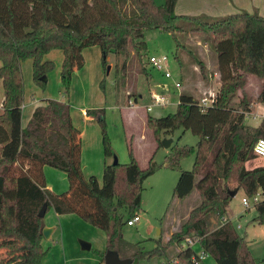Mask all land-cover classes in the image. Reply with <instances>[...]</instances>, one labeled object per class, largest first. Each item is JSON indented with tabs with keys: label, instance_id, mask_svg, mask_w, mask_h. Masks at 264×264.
<instances>
[{
	"label": "trees",
	"instance_id": "trees-1",
	"mask_svg": "<svg viewBox=\"0 0 264 264\" xmlns=\"http://www.w3.org/2000/svg\"><path fill=\"white\" fill-rule=\"evenodd\" d=\"M177 0H0V79L4 99L0 110V240L22 238L32 264H42L45 254L44 217L38 215L43 204L56 214H76L90 225L103 230L107 249H115L127 221L140 209L143 182L159 167L149 158L147 167L138 165L133 139L127 141L129 162L112 164L113 150L105 130L103 109L88 110L98 117L102 129L104 166L101 182L86 178L81 167L80 131L74 126L68 102L47 99L34 108L29 122L22 126L23 81L21 62L32 59L33 78L41 86L52 68L44 56L53 49L63 52L61 78L68 91L71 75L84 65L83 50L98 46L103 65L109 54L123 55L117 73H127L128 60L136 59V74L149 78L150 66L145 34L149 31L171 35L173 56L183 65L177 33L183 23L209 35L216 54L220 86L212 105L202 109L192 95L180 93L175 112L162 117L146 115L157 148L163 136L175 130H190L198 137L195 147L173 149L166 157L167 167H178L182 158L193 155L191 170H181L173 197L184 199L194 190L201 196L179 228L166 242L156 239L153 249H137L128 257L132 264L165 255L173 244L184 242L175 258L167 264H206L190 247L189 238L198 243L204 257L215 264H258L248 244L235 230L228 213L232 198L230 184L247 196L264 192V158L252 159L251 150L264 138V114L257 126L246 123L252 103L264 104V15L247 11L210 18L204 15H179ZM189 55L191 54L190 52ZM204 69V63L190 56ZM151 67V66H150ZM152 68V67H151ZM261 80L257 96L251 99L245 89L248 77ZM241 91L236 104L233 98ZM138 94L135 102L139 98ZM65 172L68 188L54 193L46 187L43 167ZM122 209L128 213L125 218ZM255 220L264 224V200L255 205ZM217 225L211 226V218ZM102 253L101 263L104 264ZM127 257V258H128Z\"/></svg>",
	"mask_w": 264,
	"mask_h": 264
},
{
	"label": "rangeland",
	"instance_id": "rangeland-1",
	"mask_svg": "<svg viewBox=\"0 0 264 264\" xmlns=\"http://www.w3.org/2000/svg\"><path fill=\"white\" fill-rule=\"evenodd\" d=\"M154 1L157 5L164 3V0ZM181 1L183 8H177L176 12L179 15L194 14L216 18L242 11L264 15V0H214L216 7L220 9V13L212 11L213 9L208 2H205L204 7H200V4H196L191 0ZM198 8L199 11L197 13H189V10L194 11ZM183 25L184 31L177 33V36L186 47L185 52L182 49L179 51L181 58L183 57L184 68H179V64L173 56L175 45L170 34L159 31H149L145 34L147 54L167 55L169 58V69L174 79L178 78V72H180L182 76L181 84L179 83L180 89L175 88L172 80L164 76L163 66L156 69L145 63L149 78L147 79L141 74L137 75L135 68L136 59L134 58L128 60L129 71L127 73H117V70L122 65L123 55L109 54L106 58V66H104L102 62L104 55L98 46H90L83 50L84 65L72 73L68 91H65L61 78L62 50L53 49L46 54V58L52 62L53 66L45 76L44 86L37 84L33 78L32 59L23 60L21 62V74L23 81L22 114L25 119L24 126L28 124L30 119H26L28 113L30 112L31 117L33 108L43 104L45 100L53 99L68 102L72 123L80 129L82 134V148L84 147L82 165L88 172H91L89 173L90 175L96 176L97 179L99 178L98 181L101 182L104 166L102 127L98 117L90 115L92 119L85 120L86 111L103 109L102 117L113 155L118 157L120 164H126L130 160L122 126V115L126 111L123 110L121 105H129V101H132L134 113L136 111L146 112L150 116L158 118L175 112L181 92L192 93L197 102H200L204 96L209 94L208 91L199 90L202 85L207 87L204 85L207 82L203 80V76L207 74V71H213L217 67L215 52L211 42L208 40L209 35L203 31L194 30L197 26L193 23H183ZM187 52L191 54L189 55ZM190 56L202 59L206 68L204 67L203 71H200L194 65L193 60L188 58ZM194 67L197 70H194ZM251 78L259 82L254 76H249L248 79ZM254 79L248 80L245 85V89L251 99L256 97V90L259 87V83ZM197 84L201 86L199 87ZM162 85L166 88L164 92L161 89ZM3 93V86L0 80V99ZM152 93H165L170 103L164 107L152 106L151 110L147 112V106L152 103L150 99ZM138 94L141 97L135 102ZM241 94L240 90L236 92L232 100L233 104L239 101ZM255 107L253 106L254 110ZM259 107L262 106L259 105ZM254 121L252 114L246 115L247 124H255L256 122ZM129 129L130 138L133 139V144L135 145L134 151L139 167L145 169L152 155L153 161L159 167L142 184L141 205L137 211L140 221L133 226L125 224L122 229V236L115 239V250L121 258H127L137 249L143 251L153 249L156 246V239L161 238L163 242H166L169 231L183 223L190 211L201 202V196L197 190H194L184 199L173 197V189L180 171L192 169L194 156L188 155L182 158L178 167L166 166V157L173 149L195 147L198 137L190 130L180 128L175 130L172 135L162 137V139L164 137L172 139L170 147L165 148L160 145L157 148L152 131L146 126L145 116H135L133 125H130ZM141 131L143 134L145 133V136L142 137V141L138 142V148H136L134 132L140 133ZM95 135L100 144L99 150H95L93 146ZM113 155L110 161H112ZM51 169L54 170V174L50 177L49 183L53 184L59 192L53 191V189L51 191L58 194L66 191L68 180L65 172L53 167ZM44 178L46 183L45 174ZM63 182L66 184L65 189H62L64 188L62 187ZM236 187L235 184H230V189H234V195L229 202L228 213L231 216L235 230L247 242L252 257L258 264H264V224H260L255 220L256 212L254 207L249 209L243 207L241 199L246 194H244L243 190ZM119 212L123 213L125 218L128 217V213L124 210L120 209ZM54 219L57 229L62 228L57 217ZM79 219L82 218H77L75 222H79ZM82 221L84 220L82 219ZM75 222L67 221L65 223V250L61 247L63 242L59 236V238L53 237L45 247L42 246L45 252L42 264H101V254L106 252L108 245L106 233L99 228L94 227L96 229L91 230L93 228H87ZM237 224H240V229L236 228ZM216 225L217 220L212 217L211 226L214 227ZM67 236L68 238L66 239ZM81 242L89 243L91 245L90 249H82ZM55 246H58V248L55 249ZM182 247H185L184 242L181 243V246L173 243L165 255L153 257L149 260H140L138 264H167L175 258ZM194 249H198V246ZM79 256H83V258ZM206 258L209 264H214L210 256Z\"/></svg>",
	"mask_w": 264,
	"mask_h": 264
},
{
	"label": "crops",
	"instance_id": "crops-1",
	"mask_svg": "<svg viewBox=\"0 0 264 264\" xmlns=\"http://www.w3.org/2000/svg\"><path fill=\"white\" fill-rule=\"evenodd\" d=\"M191 1L196 3V4H200L201 5L200 7H204L205 6V2H208V3H210L209 5H211V7L213 9L212 11H214L215 13H220L219 12L220 9H219V7H216L217 5L215 4L214 0H191ZM181 2H182L181 0H177L176 6H175V12H177V8H179V9L181 7L183 8V6L181 5ZM189 11H190L189 13H197V11H199V8L194 10V11H192V10H189ZM191 15H194V14H191ZM215 57H216V54H215ZM44 60H48L46 58V55L44 56ZM200 60L202 61V59H200ZM182 62H183V60H182ZM216 63H217V59H216ZM194 65L196 67H198L195 63H194ZM183 66H184V62H183V65L181 67L179 66V68H184ZM185 67H186V65H185ZM204 67H205V64H204ZM194 70H197V69L195 68ZM181 77L182 76H181L180 72H178V78L176 79L177 89H180L179 83L181 84V80H182ZM219 79H220V74H219L218 69L216 67L213 71H207V74L205 76H203V80L207 82V84H204V83L203 84L205 86H207V87H204L203 85H202V87H200L201 85H198V84H197V86L200 87V89H199L200 91L203 90L204 92L208 91L209 93H215V92H217V90H218V88L220 86ZM252 79H254V78H251V79H248V80H252ZM254 80H256V79H254ZM258 80H259V82L257 80L256 81L259 83V87H260L261 80L260 79H258ZM162 87H163V85H162ZM162 87H161V89H162ZM259 87L256 90V96H257V92L259 90ZM162 92H164V89H162ZM186 93L192 95L193 98H194V95L192 93H189V92H186ZM139 97H141V95H139ZM3 99H4V93H3V96L0 99V101H1L0 102V109H1V106H2ZM150 99H151V95H150ZM137 101H138V99H137ZM44 103H45V101H44ZM43 104H41V105H43ZM259 105L262 106V107H259ZM37 106H39V105H37ZM37 106H35V107H37ZM121 106H122L123 110L126 111V113L124 115H122V126H123V130H124V138H125V141L127 143L128 139L131 136L129 128H130V125H133V121L135 120V116L136 117L137 116H145L146 117L147 113L146 112H141V111H136L134 113V111L132 110L133 109V105H130V104L129 105H121ZM253 106H256L255 110L253 109ZM258 108H260V109L258 110ZM263 108H264V104H262V103H257V102L252 103L251 111L249 113H247V114H249V115L252 114L253 120H255L254 122H256V123L255 124H250V125L257 126L259 124V122L262 119L263 114H264V109ZM22 109H23V106H22ZM33 110H34V108H33ZM33 110L31 111V114H32ZM146 111H147V109H146ZM83 112L85 113L84 110H83ZM84 117H85L84 118L85 120H91L92 119V117L88 116L87 114H85ZM29 118H30V112L26 116V119H29ZM248 118H249V116H248ZM258 118H260V119H258ZM24 121H25V119H24L23 114H22V126L23 127H24ZM79 131H80V129H79ZM145 133H146V131H145ZM145 133L143 134L142 131L140 133L134 132L136 148H138V142L142 141V137L145 136ZM148 136H149V133H148ZM80 140H81V167H82V172H83V175L86 178H88V177L94 176V175H90L89 173H91V172H88L86 170V168L82 165V151L84 152V147L82 148V134H81V131H80ZM83 142H84V135H83ZM93 146H94L95 150H97V149L99 150L100 144H99V141L96 138V135H95V139H94V142H93ZM103 165H104V160H103ZM43 172H44L45 177H46V187L48 186L47 187L48 189L50 188V190L53 189V191L59 192L55 188V186L53 184L49 183V179L54 174V170L51 169L50 166H44L43 167ZM98 180H99V178H98ZM63 183L64 184L62 185V187H64V188H62V189H65V187H66L65 185L66 184H65V182H63ZM52 212H54V211L52 209H49L45 213V216H44V227L51 228L52 231H51V233H50L48 238L43 237V239L41 241V244H42V246L45 247L46 245L49 244V241L53 237L54 238H59L60 237L61 241L63 242V245L61 244V247L63 248V250H65L66 249V245L64 244V240H65L64 226H65V223L67 221H74L75 222L77 220V218H80V217H78L76 214L59 215V214H56L55 212L54 213H52ZM53 214L55 215V217H57V219H58V221L60 223L59 225L62 228L57 229V224H56V221L54 219L55 217H54ZM79 220H80L79 222H75V223H77L79 225H82V226H85L87 228H93L91 230H95L96 229V228L94 229V226L89 225V223H87L85 221H82V219H79ZM179 226H176V228H172V230L169 231V236H168L167 239H169L171 233L173 231L177 230L179 228ZM67 238H68V236L66 237V239ZM196 246H198V249H194ZM191 247L195 251V253H197V254L201 253V248H200L198 243H194ZM54 248L57 249L58 246H55ZM79 257L83 258V256H79ZM206 257H204V261H205L206 264H209L208 263V259ZM213 262H214V260H213ZM0 264H32L31 260H30V252L27 249L26 243H25V241L22 238H20L19 236H14L11 239L0 240Z\"/></svg>",
	"mask_w": 264,
	"mask_h": 264
},
{
	"label": "built area",
	"instance_id": "built-area-1",
	"mask_svg": "<svg viewBox=\"0 0 264 264\" xmlns=\"http://www.w3.org/2000/svg\"><path fill=\"white\" fill-rule=\"evenodd\" d=\"M148 62L150 63V66L152 68H156L159 69L161 66H163V74L167 79H171L173 82V85L175 88H177V82L176 79L173 78V74L171 73L170 69H169V58L167 55L165 54H161V55H155V54H151L148 56ZM162 89H166L164 86L162 87ZM215 93H209L208 95L204 96L200 102H197V104L202 108L205 109L206 107L212 105V103L215 100ZM151 100L152 103L150 105L147 106V111H150L152 106H161L164 107L166 105H168L170 103L169 98L165 95V93H152L151 94ZM130 105L132 104V101H129ZM251 155H252V159L248 160L245 162V167L247 169H252L254 167H247L246 164L247 162H250L254 159H256L257 157H263L264 158V138H258L256 140V142L254 143L252 150H251ZM262 165H258V166H263ZM264 200V192L259 190L257 193H255L253 196H247L244 195L241 199L242 205L245 209H249L251 207L255 208V205ZM140 221V217L138 215V213L136 212L132 218H130L127 221V225L128 226H133L135 225L137 222ZM237 229H240L241 226L240 224L236 225ZM186 243L191 247L194 244V241L191 239H187ZM200 258H204L203 253L201 252L200 254H198Z\"/></svg>",
	"mask_w": 264,
	"mask_h": 264
},
{
	"label": "water",
	"instance_id": "water-1",
	"mask_svg": "<svg viewBox=\"0 0 264 264\" xmlns=\"http://www.w3.org/2000/svg\"><path fill=\"white\" fill-rule=\"evenodd\" d=\"M44 80L46 81V78H44ZM172 142L171 138H167L164 137L161 140V145H163V147L168 148L170 147ZM118 157L116 155H113V161L112 164H116L118 163ZM231 195H234V191L231 192ZM47 210V204H43L38 215L40 217H44L45 213ZM51 228H47L44 227L43 228V237L48 238L50 233H51ZM81 248L84 250H89L90 249V244L86 243V242H81ZM133 263V259L128 257V258H121L118 254V252L115 249H107L105 254H104V264H132Z\"/></svg>",
	"mask_w": 264,
	"mask_h": 264
}]
</instances>
